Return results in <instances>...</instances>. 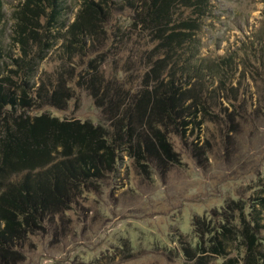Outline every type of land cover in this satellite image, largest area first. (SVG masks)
<instances>
[{
	"label": "rangeland",
	"instance_id": "1",
	"mask_svg": "<svg viewBox=\"0 0 264 264\" xmlns=\"http://www.w3.org/2000/svg\"><path fill=\"white\" fill-rule=\"evenodd\" d=\"M94 1L110 11L103 25L107 37L99 51L69 63L60 51L61 39L49 50H39L31 38L26 39L24 56L16 32L23 0H0V79L21 85L25 74L32 73L29 83H35V90L42 81L55 83L61 71L72 94L63 109L30 105L18 108L16 115L44 111L102 123L103 105L76 85L78 73L97 71L106 82L124 83L125 89L141 83L145 70L141 54L151 45L136 30L126 45L118 36L113 38L119 33L116 28L130 32L135 9L127 0ZM62 3L64 26L59 33L74 21L82 0ZM32 22V29L43 33V15ZM196 36L200 56L232 55L234 66L223 88L217 87L218 82H206L207 88L199 92L206 99L207 113L197 105L196 122L185 131L169 132L174 160L163 166L148 160L138 165L123 154L117 172L97 190L82 193L61 222L58 216L51 229L28 237L23 259L16 258L17 249L12 248L9 255L16 256L9 261L1 258L0 264H196L201 255L208 264L227 258L244 264L242 230L254 226L252 216L259 221L258 236L264 242V0H210V11ZM21 59L31 62L22 64ZM92 60L96 69L89 67ZM223 224L230 229L223 240L232 245L227 254L211 251L216 235L221 239ZM198 246L205 251L198 252ZM192 250L196 253L188 258L186 252Z\"/></svg>",
	"mask_w": 264,
	"mask_h": 264
},
{
	"label": "trees",
	"instance_id": "2",
	"mask_svg": "<svg viewBox=\"0 0 264 264\" xmlns=\"http://www.w3.org/2000/svg\"><path fill=\"white\" fill-rule=\"evenodd\" d=\"M62 2L23 0L17 12L16 32L24 56L26 39L30 38L39 50H49L61 39L60 51L69 63L74 57L99 51L104 44L107 33L103 25L110 11L94 0H82L74 21L59 33L64 26L60 22ZM127 2L135 9L130 32L121 33L116 28L119 33H113V38L118 36V41L126 45L136 30L151 45L141 54L145 61L141 83L125 89L124 83L111 84L99 72L88 69L81 70L76 80V85L88 90L98 106L103 105L102 123L60 118L44 111L32 116L16 115L18 108L30 105L36 109L65 108L72 94L61 71L55 83L46 85L42 81L35 90V83H29L32 73L23 75L21 85L0 79V259L14 258L16 255H9L12 248L17 249L16 258L23 259L28 237L51 229L58 216L61 222L62 214L77 204L82 193L97 190L105 178L117 172L123 154L138 165H143V160L156 166L173 161L169 132L172 128L185 131L196 122L197 105L207 113L206 99L199 93L206 82L225 86L233 56H200L196 36L210 11V0ZM42 15L46 25H40L43 33H36L32 21ZM21 61L27 65L31 62ZM88 62L91 69H96L94 60ZM252 219L254 226L242 230L246 239L242 260L244 264H264L260 224L255 216ZM229 233L226 224L220 225L221 239L216 235L212 252L228 253L232 245L223 240ZM198 250L205 251L199 246ZM195 253L187 251L186 256L193 258ZM201 256L196 264H208V259ZM237 263L227 258L221 264Z\"/></svg>",
	"mask_w": 264,
	"mask_h": 264
}]
</instances>
